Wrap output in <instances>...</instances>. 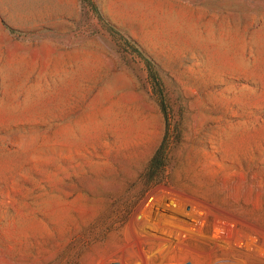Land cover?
Segmentation results:
<instances>
[{
	"label": "rangeland",
	"instance_id": "rangeland-1",
	"mask_svg": "<svg viewBox=\"0 0 264 264\" xmlns=\"http://www.w3.org/2000/svg\"><path fill=\"white\" fill-rule=\"evenodd\" d=\"M0 264H264V0H0Z\"/></svg>",
	"mask_w": 264,
	"mask_h": 264
},
{
	"label": "trees",
	"instance_id": "trees-1",
	"mask_svg": "<svg viewBox=\"0 0 264 264\" xmlns=\"http://www.w3.org/2000/svg\"><path fill=\"white\" fill-rule=\"evenodd\" d=\"M87 1V0H84ZM125 45L131 49L134 53L137 55L141 56L140 53L136 49H134L129 43H126ZM147 71H148V76L151 80L152 84V91L154 95L157 97V105L160 110V113L162 114L163 118L165 121H167V116H168V108H167V103L165 99V94L163 91V87L161 84V81L157 75V72L153 69L152 65L150 64L149 61H146L144 59ZM166 163V143L165 140L161 142L159 147L156 149L154 154L152 155L147 169L146 173L148 175V181L154 184L159 183L162 179L163 175V169Z\"/></svg>",
	"mask_w": 264,
	"mask_h": 264
}]
</instances>
